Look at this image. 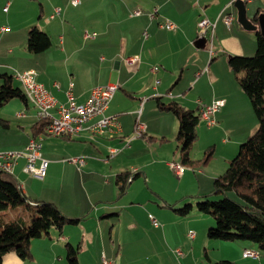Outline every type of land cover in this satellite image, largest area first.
Masks as SVG:
<instances>
[{
    "label": "crops",
    "instance_id": "crops-1",
    "mask_svg": "<svg viewBox=\"0 0 264 264\" xmlns=\"http://www.w3.org/2000/svg\"><path fill=\"white\" fill-rule=\"evenodd\" d=\"M235 1L81 0L74 6L71 0H0V77L11 75L14 86L23 91L22 82L15 75L36 71L37 83L61 103L67 102L70 90L75 102L84 103L94 87L117 84L118 90L110 100L106 115L117 117L122 126L121 133L115 135L82 131L50 136L44 130L34 135L33 127L45 121L27 97V101L12 98L0 107V126L4 132L10 133L15 126L21 133L7 139L0 131V152L25 151L32 138H40L42 156L48 160L46 175L39 178L24 170L25 158L18 159L13 175L23 192L33 200L54 203L67 217L78 219L76 225H67L62 235L55 230L48 237L33 240L32 260L25 261L11 252L3 257L2 264H66L68 243L81 245L80 264H101L103 255L115 264H188L182 251L185 257L182 263L173 254L180 249L173 248L179 240L176 234L174 241L171 224L158 221L159 225L155 226L149 220L141 224L137 217L123 223L121 211L138 206L162 217L159 209L151 208L154 207L150 206L152 200L144 203L140 199L147 192L145 189L132 191L136 180L144 178L149 182L148 173L141 169H153L155 178H163L166 176L163 173L169 171L171 162L168 161L175 155L170 146L174 137L178 142V121L172 113L158 108L159 99L163 103L175 101L188 109H198V100L207 105L224 100L215 114L216 127H212L230 135V140L222 139L220 147L226 158L230 154L231 159L238 143L255 128L252 105L237 75L225 60L215 61L219 55L211 56L207 41L204 48L195 45L199 39L198 23L206 17L216 23L214 51L217 46L219 54L223 53L226 58L247 56L256 50L257 29L247 30L239 23ZM244 1L249 19L264 14V0ZM137 10L140 14L133 15ZM228 13L234 17L230 27L223 21V15ZM166 19L172 21L174 28L160 26ZM32 27L49 36L51 46L45 51L28 50V32ZM85 33H95V36L86 38ZM127 57H138V62L128 65L124 61ZM139 113L141 121L146 123V134L133 137ZM152 145L162 150L170 148L172 153L168 156L160 149L157 154L146 153L151 159L148 163L145 152ZM215 150L216 146L212 148L213 154ZM130 157L141 161L132 172L142 174L120 196L116 177L124 172L120 169ZM72 158H84L85 163H74L70 161ZM230 159L224 162L229 164ZM113 162H117L116 168ZM173 162L183 165L182 160ZM103 166L105 169L100 171L99 167ZM186 172L185 168L181 176L177 175L181 181ZM205 176L212 183L217 174L211 172ZM132 193L136 194L135 198L126 201ZM141 229L154 235V251L141 255L127 253L125 248Z\"/></svg>",
    "mask_w": 264,
    "mask_h": 264
},
{
    "label": "trees",
    "instance_id": "trees-1",
    "mask_svg": "<svg viewBox=\"0 0 264 264\" xmlns=\"http://www.w3.org/2000/svg\"><path fill=\"white\" fill-rule=\"evenodd\" d=\"M252 21L257 25L255 55L252 57L229 55L228 64L237 75L238 83L252 105L258 128L240 144L237 155L229 160L226 171L214 179L210 193L223 198L199 202L197 210L209 214L216 222L208 231L210 239L249 241L258 248L259 254H264V36L260 32L258 18L254 17ZM50 46L51 40L45 32L37 27L29 30L30 52L40 53ZM0 78L2 80L0 107L15 97L27 101L22 89L14 86L11 75L4 74ZM158 108L172 113L178 120L177 140L181 146L182 163L200 164L195 163L197 161L192 158V150L198 138L197 127L202 121L199 107L188 109L175 101L163 103L159 99ZM40 122L33 127L34 135H38L45 128L46 123ZM212 148L206 151L203 164L210 161L213 155ZM140 174L142 172L132 171L117 174L116 184L120 196L126 194L131 183ZM233 194L237 198L233 197ZM208 195L204 197L208 198ZM18 207L28 211V220L24 216L10 218L8 211ZM173 209L181 216H188L194 206L188 203L183 208ZM77 222L78 219L67 217L54 203L31 199L23 192L13 173L0 171V264L3 257L11 252H15L25 261L32 260L33 240L50 236L52 229L62 235L67 225H76ZM80 251L81 245L74 246L68 243L66 264H80ZM215 264L235 263L220 260Z\"/></svg>",
    "mask_w": 264,
    "mask_h": 264
},
{
    "label": "rangeland",
    "instance_id": "rangeland-1",
    "mask_svg": "<svg viewBox=\"0 0 264 264\" xmlns=\"http://www.w3.org/2000/svg\"><path fill=\"white\" fill-rule=\"evenodd\" d=\"M233 10L236 15V11L234 8ZM256 50H257V46H256ZM256 50L250 55H247L245 57L254 56L256 53ZM215 51L219 55L214 58L215 61L218 59H221V61L225 60V63H228L229 56L225 58L224 55H222L223 53L219 54V50L217 46H215ZM234 81L238 85V83L236 82L235 76H234ZM8 107H11V105ZM2 116H5V113L2 114ZM14 118L15 117L12 116V120H14ZM255 123H256L255 128H253L252 131L247 136L245 135V138L242 137L245 134V132H243L244 133L243 135L239 133L241 135V138H244V139L243 141L238 143L236 152L234 155H231L232 156L231 159L237 155L240 144L245 142L248 139V137L251 136L257 130L258 128L257 118L255 120ZM214 127L208 126L207 123L203 120L201 121L200 125L197 127L199 138H197L198 140L194 144L192 155H194L193 156L194 160L197 161L195 163H200V164H193L194 166L183 164L187 172L182 181H181L182 178L178 177L175 171L172 170L170 167H169V171H166V173L165 172L163 173V174H166V176L160 179L158 177L155 178L153 176L154 174L153 169L148 168V169H141V170H144L145 172L148 173L149 182L147 183L144 181L145 180L144 178H141L140 180L138 179L132 184L133 186L132 191H135L133 190L135 188L136 189L141 188V189H145L144 191H147L143 195H141L140 199L142 201L144 200V203L145 202L147 203L149 200H152L153 202L155 201V203L151 202L150 206H154L151 208L159 209V211L162 213L163 218L161 216L159 217L157 213L155 214L150 209L146 210L142 207L131 206L130 208L121 211L122 212V215H121L122 222L125 223L132 217H135V218L137 217L136 219L142 224V222H145V220L151 221L150 214H152L154 217L157 218L160 224L165 225L166 222L168 224H171L172 226L171 228L174 229V241L176 240V234H178V240H179V244H176V245L173 244V248L178 247L180 251L183 252L186 258L184 256L183 257L185 258V260L188 261V264H215L216 261L218 262L220 260L231 261V262H234L235 264H264V254L263 253H260L259 254L260 257L257 259L245 256V250H252L254 252H258V248L249 241L231 242V241L210 239L208 237V231L209 229L213 228L216 225V222L214 218L210 216L209 214H203L197 210V203L199 202H203L206 200L215 201V200H220L223 198V196H215L213 194L211 195L210 192L212 190L213 182L209 183L205 175L210 176L211 172H215L218 177L226 171V169L228 168V165H227L228 162H224V160H227V158L230 159V156H229L230 154L226 155L227 158L224 157L225 154L222 152L220 147L222 146V139L230 140L231 138H230L229 133L218 132L216 128ZM0 131L3 133V135L7 139H14L16 138L15 135L21 134L19 133L20 130L16 128L15 126H13V129L11 130L10 133L4 132L1 126H0ZM214 146H216V150L214 151V154L211 157L214 160L212 161L209 167L205 168V164H203L204 163L203 161H205L204 160L205 153L208 149H211ZM170 147H172V151L175 152V155L172 157L171 159L172 161H168L169 159H166V161L173 162L176 160L178 162L179 161L181 162V156H180L181 146H180V143L175 141V137L172 140V144ZM147 148L148 149L145 152V156H146L145 161L148 163L151 161V159L147 156L146 153L157 154L158 149L166 152L168 156L172 153L170 151V148L168 149L164 148V150H162V148H158L157 146H153V145ZM125 162L126 163H124L123 167H121L122 169L120 170L133 171L135 167L140 166L139 162L141 161H138L137 157L135 158L130 157ZM116 163L117 162H113L114 168H116L115 166ZM108 168H110V165L108 166ZM140 168H143V167H140ZM103 169H105V166L99 167L100 171ZM200 170L201 172L198 173V171ZM207 194H209L208 198L204 197ZM181 195H187L188 197H185L184 199H182L180 197ZM135 196L136 194L132 193L131 196H129L130 198H127L126 201H129L130 199L135 198ZM233 197H236V196L233 194ZM188 203H191L194 206V209L190 215L180 216L179 214H176L173 211L172 205H174V208H183ZM8 213H9L8 215L12 219H15L21 216H24L26 220L29 219L28 211L22 207H18L14 209L11 208L8 211ZM177 227L179 231L177 230ZM190 230H192V232L196 234V237L194 240L191 239L189 236ZM180 231H182V234ZM51 232L55 233V230L52 229ZM136 233H138L139 235L132 240V243L129 244L128 247L125 248L128 251L127 253L135 252L138 255L152 253L154 251L155 243H156V240L154 239V235L152 234V232H149V230H146V229L145 230L141 229L140 231H137ZM176 250L173 251L174 255L178 254L177 252L178 250L177 251ZM176 255H175L176 261L182 263L184 260L182 255L180 259H179V255H177L178 257ZM210 258L212 259V262H209ZM64 260L66 263L67 262L66 257H64Z\"/></svg>",
    "mask_w": 264,
    "mask_h": 264
},
{
    "label": "built area",
    "instance_id": "built-area-1",
    "mask_svg": "<svg viewBox=\"0 0 264 264\" xmlns=\"http://www.w3.org/2000/svg\"><path fill=\"white\" fill-rule=\"evenodd\" d=\"M81 0H71L72 5L78 6ZM234 1L230 2L233 4ZM8 8H6L7 10ZM60 9H56L58 13ZM140 10H137L133 15H139ZM234 17L231 13L223 15V21L230 27ZM161 27L174 28V24L169 19L160 23ZM216 23L206 17H203L199 23V38L205 37L207 43L210 45L211 56L217 54L214 51V30ZM95 33H85L86 38L94 37ZM128 65L136 64L138 57H127L124 60ZM36 71H27L24 73H17L16 79L22 82L23 91L28 100L36 107L39 116L46 125L44 131H52L60 135H74L82 131H89L91 133H110L111 135L119 134L122 131V126L117 117L106 115L110 100L113 98L115 92L118 90L117 84H107L96 86L92 89L90 97L84 103H77L74 101L71 90L68 91V100L65 103L57 101L45 87L37 83ZM199 112L201 119L207 123L208 126H213L216 123L215 114L224 105V100H217L210 105L204 104L198 100ZM146 134V125L140 119V113L136 119L133 137H142ZM43 143H36V138H32L25 151L22 152H0V171L14 170L18 159L25 158L26 164L24 170L36 177L44 178L46 175L48 160L42 156ZM70 161L83 165L84 158H72ZM170 167L178 176L181 172V166L176 162H171ZM152 223L155 226L159 225L157 219L150 216ZM191 239L195 237V233L190 231ZM179 256L182 255L180 250L177 251ZM245 256L252 258H259L258 252L252 250H245ZM101 264H115L114 261L102 256Z\"/></svg>",
    "mask_w": 264,
    "mask_h": 264
},
{
    "label": "water",
    "instance_id": "water-1",
    "mask_svg": "<svg viewBox=\"0 0 264 264\" xmlns=\"http://www.w3.org/2000/svg\"><path fill=\"white\" fill-rule=\"evenodd\" d=\"M234 5H235V7L237 8V11H238V21H239V23L247 30H256L257 29V25H255V23L251 19H249L247 17L245 1L244 0H236ZM258 22H259L260 32L264 36V14L259 16ZM205 43H206V38L202 37V38H199L196 41L195 45L198 48H204L205 47Z\"/></svg>",
    "mask_w": 264,
    "mask_h": 264
},
{
    "label": "bare ground",
    "instance_id": "bare-ground-1",
    "mask_svg": "<svg viewBox=\"0 0 264 264\" xmlns=\"http://www.w3.org/2000/svg\"><path fill=\"white\" fill-rule=\"evenodd\" d=\"M45 132V135H50V136H62L60 134H56L52 131H44ZM36 143H42V139L40 138H36ZM177 165H180L181 166V172H185V167L181 164V163H177ZM5 172H8V173H13V170H5Z\"/></svg>",
    "mask_w": 264,
    "mask_h": 264
}]
</instances>
